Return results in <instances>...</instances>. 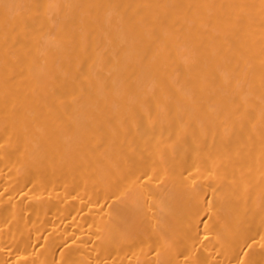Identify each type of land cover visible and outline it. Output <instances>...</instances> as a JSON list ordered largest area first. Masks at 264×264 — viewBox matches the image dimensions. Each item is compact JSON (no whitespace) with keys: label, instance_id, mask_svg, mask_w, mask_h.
<instances>
[{"label":"bare ground","instance_id":"obj_1","mask_svg":"<svg viewBox=\"0 0 264 264\" xmlns=\"http://www.w3.org/2000/svg\"><path fill=\"white\" fill-rule=\"evenodd\" d=\"M0 264H264V0H0Z\"/></svg>","mask_w":264,"mask_h":264}]
</instances>
